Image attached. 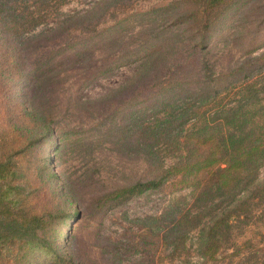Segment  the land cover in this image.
<instances>
[{"label":"rangeland","instance_id":"rangeland-1","mask_svg":"<svg viewBox=\"0 0 264 264\" xmlns=\"http://www.w3.org/2000/svg\"><path fill=\"white\" fill-rule=\"evenodd\" d=\"M201 2L64 0L45 24L23 34L21 61L37 78L28 86L18 82L17 95L25 90L53 130L27 156L36 162L45 156L72 187L68 210L77 215L58 225L56 240L68 264H264V189L256 194L241 187L206 205L207 216L243 195L212 261L200 256L201 226L189 230L184 248L172 250L160 240L166 207L200 206L188 187L163 184L105 211L92 204L94 195L149 178L171 161L163 144L136 143L143 141L140 126L204 106L215 88L223 101L243 93L239 82L223 88L227 80L220 84L216 76L238 65L240 73L255 67L246 80L254 81L256 100L264 104V0H225L214 8ZM4 119L0 114V130ZM253 181L264 188V162Z\"/></svg>","mask_w":264,"mask_h":264},{"label":"trees","instance_id":"trees-1","mask_svg":"<svg viewBox=\"0 0 264 264\" xmlns=\"http://www.w3.org/2000/svg\"><path fill=\"white\" fill-rule=\"evenodd\" d=\"M63 1L0 0V90L5 89L0 114L6 120V127L0 130V264H38L39 259L47 264L69 263L66 251L59 249L56 240L58 225L77 215V209L68 210L72 187L50 168L45 156L39 162L33 154L27 156L37 139L53 130L48 113L31 106L25 90L18 96L16 87L18 82L28 86L32 77L37 78L32 74L34 69L26 70L21 61L23 34L45 24ZM224 1L201 3L214 8ZM241 67L215 77L220 84L227 80L223 87L227 89L239 82L243 93L238 98L223 101L224 96L218 94L220 88H215L217 94L204 106L169 117L161 124L140 126L143 141L136 143L148 147L163 144L170 151L171 161L161 163L149 178L94 195L93 206L105 211L163 184L170 189L188 187L194 203L200 206L190 210L174 202L166 207L160 214L164 217L160 240L172 250L184 248L189 230L201 226L204 241L200 256L205 261L214 260L220 234L228 228L230 217L238 214L243 195L207 216L206 205L217 195L234 196L241 187L256 194L264 189L253 181L256 169L264 162V104L256 100L254 81L246 80L255 67L240 73ZM28 74L32 75L27 78ZM39 184L45 189L46 200L38 191Z\"/></svg>","mask_w":264,"mask_h":264}]
</instances>
